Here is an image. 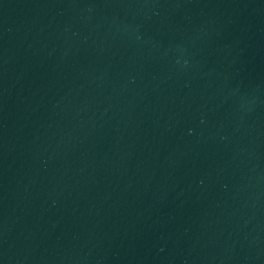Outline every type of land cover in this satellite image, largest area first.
Wrapping results in <instances>:
<instances>
[{
    "label": "water",
    "instance_id": "95a60500",
    "mask_svg": "<svg viewBox=\"0 0 264 264\" xmlns=\"http://www.w3.org/2000/svg\"><path fill=\"white\" fill-rule=\"evenodd\" d=\"M238 0H0V264H163Z\"/></svg>",
    "mask_w": 264,
    "mask_h": 264
}]
</instances>
